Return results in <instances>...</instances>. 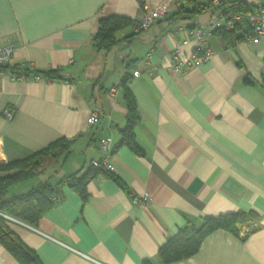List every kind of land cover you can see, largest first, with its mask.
<instances>
[{
    "label": "crops",
    "instance_id": "0c3cea01",
    "mask_svg": "<svg viewBox=\"0 0 264 264\" xmlns=\"http://www.w3.org/2000/svg\"><path fill=\"white\" fill-rule=\"evenodd\" d=\"M159 1L0 0V45L12 47L9 65L62 76H0V164L58 138L71 141L65 156L9 186L8 196L45 180L55 184L104 157L120 181L96 176L84 199L63 186L61 200L33 225L7 218L39 264H264V38L227 46L211 33L208 61L170 71L169 52L210 11L174 18L177 4H171L163 19L135 32L132 24ZM105 15L131 24L115 32L110 48L96 50L91 39ZM125 75L139 116L132 125L139 152L118 144L126 123ZM94 109L99 120L89 124ZM103 138L108 155L99 145ZM132 195L148 202L137 205ZM249 209L259 214L256 229H216L191 256L160 262L158 248L187 221ZM0 264L21 263L0 243Z\"/></svg>",
    "mask_w": 264,
    "mask_h": 264
},
{
    "label": "trees",
    "instance_id": "16d2710c",
    "mask_svg": "<svg viewBox=\"0 0 264 264\" xmlns=\"http://www.w3.org/2000/svg\"><path fill=\"white\" fill-rule=\"evenodd\" d=\"M174 18L194 17L205 11L204 7L199 6L197 0H177ZM264 7V3H261ZM223 11L232 13H244L256 9V5L249 4L245 0H221L217 6ZM131 20L120 15H105L98 18V27L92 36V44L96 50H106L115 42V32L121 28L129 26ZM240 28L221 29L217 28L212 34L218 35L225 45L233 46L241 39ZM4 69L12 74L41 75L44 78L60 79L62 76L56 69L35 70L28 66L14 67L7 65ZM128 76L121 79L123 90V101L126 108V123L120 130L119 145H126L135 152H139L136 146L132 125L139 117L136 103L131 92L126 87ZM70 140L58 138L50 142L44 148L19 160H14L5 164H0V170L6 174L0 176V213L13 218H17L27 224H35L38 219L56 202L61 200V188L63 186L75 190L81 198L87 195L86 185L89 180L96 176H105L120 182L118 178L109 170L103 167H95L91 164L83 171H75L55 184L48 180L42 181L30 188L28 191L12 196H6L9 186L27 178L40 174L44 168L51 163L57 162L59 158L65 156L70 150ZM48 155L49 161L44 162L43 156ZM0 214V243L21 263L39 264L35 253L30 250L21 239L9 228L8 219ZM259 214L249 209L247 211L237 210L218 215H205L200 218L199 223L187 221L178 228L177 232L166 239L157 250V255L161 263L177 261L194 254L202 240L216 229H225L238 234L236 224L249 219H257ZM252 228L251 230L256 229ZM250 230V231H251Z\"/></svg>",
    "mask_w": 264,
    "mask_h": 264
},
{
    "label": "built area",
    "instance_id": "2783aa9c",
    "mask_svg": "<svg viewBox=\"0 0 264 264\" xmlns=\"http://www.w3.org/2000/svg\"><path fill=\"white\" fill-rule=\"evenodd\" d=\"M197 1L199 6L210 11L209 19L206 23L195 24L184 31V37L180 40L179 44L169 52L170 62L167 68L170 71L181 73L184 69L193 67L199 62L208 61L212 53L207 43L208 36L217 28L234 29L239 27L241 39L251 44H256L262 37L264 38V7L261 3L256 4V9L253 11L232 13L223 11L217 7L221 0ZM171 4L178 5L177 0H160L152 9L145 13L141 19L132 24L133 30L135 32H140L147 29L156 21L163 19ZM190 41L193 43L192 46L188 51H184L182 46L187 45ZM11 54L12 47L10 45H0V76L3 74H9L16 79L26 78V75H15L4 69L5 66L9 65ZM151 54L152 49L146 53L145 57L150 59ZM138 74V71L133 72L134 76H137ZM109 92L111 95H114L116 92L115 87H111ZM3 115L9 119L11 118L12 113L8 108H5L3 110ZM98 120L99 112L94 109L90 112L87 122L93 124L98 122ZM99 145L107 155L110 153L108 139H100ZM92 165L95 167H103L109 171L113 170V166L107 157H104L99 161H93ZM131 198L137 205H145L148 202L147 197L143 195H132ZM2 215L8 219L19 221L11 216L5 214Z\"/></svg>",
    "mask_w": 264,
    "mask_h": 264
},
{
    "label": "rangeland",
    "instance_id": "374dc122",
    "mask_svg": "<svg viewBox=\"0 0 264 264\" xmlns=\"http://www.w3.org/2000/svg\"><path fill=\"white\" fill-rule=\"evenodd\" d=\"M42 158H43L44 162H47L50 159L48 155H44ZM8 193L9 192L7 191L6 196H8ZM258 219L259 218L249 219V220H245L243 222L237 223L236 228H237L238 232L246 233V232L250 231L252 228L259 226Z\"/></svg>",
    "mask_w": 264,
    "mask_h": 264
},
{
    "label": "water",
    "instance_id": "95a60500",
    "mask_svg": "<svg viewBox=\"0 0 264 264\" xmlns=\"http://www.w3.org/2000/svg\"><path fill=\"white\" fill-rule=\"evenodd\" d=\"M1 214V213H0ZM2 215V214H1Z\"/></svg>",
    "mask_w": 264,
    "mask_h": 264
}]
</instances>
